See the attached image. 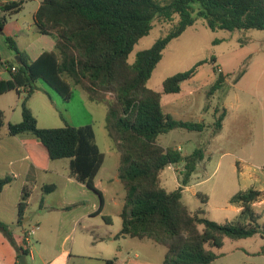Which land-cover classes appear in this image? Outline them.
Returning a JSON list of instances; mask_svg holds the SVG:
<instances>
[{
  "label": "trees",
  "instance_id": "obj_1",
  "mask_svg": "<svg viewBox=\"0 0 264 264\" xmlns=\"http://www.w3.org/2000/svg\"><path fill=\"white\" fill-rule=\"evenodd\" d=\"M24 0L0 3V30L9 17L24 10ZM179 21L169 33L149 49L129 60L134 47L153 30L154 21ZM199 19L211 30H261L264 32V0H43L36 15L35 26L40 35H50L56 50L44 52L32 61L22 52L13 37H5L9 49L20 57L7 62L10 78L0 80V96L9 92L23 95L22 121L9 124L11 136L31 134L47 150L52 161L70 159V174L100 198V207L93 216L102 215L104 193L96 186V177L105 162L98 146L93 125L42 128L29 106V101L43 80L65 101L81 87L87 99L107 108L106 130L119 153L118 179L126 195L121 212L122 229L116 238L150 239L166 248L161 264H213L218 255L213 249L224 247L226 238L238 241L253 236L264 237V224L254 203L264 193L251 188L240 191L230 202L242 208L237 222L217 223L206 218L205 210L192 213L182 196L199 163L205 158L201 148L183 156L175 147L164 148L161 136L176 130L202 132L204 122L184 121L165 111L164 94L182 91L183 82L191 80L203 60L190 71L179 72L164 81L163 93L148 87L153 71L161 63L170 43L182 36ZM211 64L216 63L212 58ZM13 68H16L13 71ZM218 72V68L215 67ZM215 72V73H216ZM246 71L235 79L237 83ZM227 75L217 74L209 95L220 91ZM214 135L222 130L227 110L215 112ZM0 111V131L6 125ZM183 164V179L178 189L168 191L162 186V173L172 165ZM14 182L13 176L0 178V192ZM56 185H46L45 194ZM19 204L20 222L29 206L30 192L25 188ZM201 196V194H199ZM203 203L207 200L202 198ZM107 224L111 218L103 215ZM0 230L16 245L12 227L0 221ZM19 257L29 255L17 247ZM105 264H155L137 258L105 261Z\"/></svg>",
  "mask_w": 264,
  "mask_h": 264
},
{
  "label": "rangeland",
  "instance_id": "obj_2",
  "mask_svg": "<svg viewBox=\"0 0 264 264\" xmlns=\"http://www.w3.org/2000/svg\"><path fill=\"white\" fill-rule=\"evenodd\" d=\"M24 1V10L12 19L13 22L19 21L27 27L32 26V34L23 37L29 46L35 39L34 14L40 0ZM178 21V16L172 22L161 19L154 21L153 30L134 47L129 60L136 61L138 53L149 49L160 38L166 36ZM205 22L204 19H199L194 26L188 28L182 36L167 46L163 60L153 71L148 87L163 93L164 81L167 78L179 72L190 71L197 63L207 61L200 66L191 80L183 82L182 93L164 94L162 101L167 111H171L176 105L189 103L193 117L184 120L199 121L200 113L203 112L210 123L216 120L214 111L218 109L222 112L226 100L234 104L233 115L228 119L224 133L225 136L233 138L215 141L211 145L205 162L200 165L193 182L184 191L183 202L193 212L199 209L205 210L206 218L217 223L237 222L241 213L232 206L230 198L240 191L251 188L264 189V32L256 29L213 31ZM40 46L37 45V50L41 49ZM212 58L216 59L215 64L210 63ZM215 67L218 68V72L215 71ZM221 68L223 74L228 76V80L220 91L211 96L209 92L216 82L217 74L222 72ZM243 70L246 72L235 83L236 77ZM46 85L40 82L38 88L49 87ZM48 90L53 98L59 100L58 107L50 108L45 113L35 107L39 116V126L60 128L67 125L75 127L93 125L97 132L98 145L107 153L104 167L96 180L97 187L104 193L105 205L102 215L93 216L96 212L93 204L95 201L100 202L98 195L86 187L82 188L76 181H74V190L67 189L65 183L60 182L59 191L51 193L49 197L45 196L47 203L53 204L56 208H60L64 200H66L65 204L73 202L70 210L57 212L68 220L64 228L65 234L57 243V250L60 252L57 262L61 264L72 254L70 264H105V261L114 258L131 259L136 256L144 263L161 264L167 250L155 241L131 237L115 238L122 229L121 212L126 191L117 178L120 160L109 154L110 149H113V142L106 128L101 126L107 117L106 106L90 102L84 89L79 86L73 88L72 98L65 102L58 98L54 90L51 88ZM190 96L193 99L191 103ZM238 98L239 102H237ZM173 100L176 101L175 105H171L170 108L169 101ZM0 111L4 112L6 117V126L0 133L2 138L6 133L8 121L15 123L21 120V103L17 93L9 92L0 96ZM170 111L169 113H172ZM193 134L194 132L176 129L161 136L160 143L164 148H168L174 146V140L177 138H181L182 141L190 139V142H182L181 145L184 152L188 150L192 153L202 147L201 140L194 139ZM249 141H253L252 145L249 144L250 146L244 150L239 149ZM240 156L247 160L239 159ZM182 174L183 172L176 171L180 185ZM162 186L168 191H173L176 187V179L170 168L163 171ZM201 193L207 196L206 203L200 198ZM44 194L42 191L34 194L26 217L31 218V221L27 224L32 225L37 222L38 214L43 213L44 209H41L40 205L43 204ZM256 208L260 212L257 214L259 221L264 224V208L260 205ZM103 215L111 218L110 224L104 221ZM263 243V239L256 235L238 241L227 238L223 249H213L219 258L214 264H264V253L260 256L251 254L262 248ZM34 244L38 250L37 263L40 264L38 256L42 248L39 244ZM63 250L67 252L66 255H63Z\"/></svg>",
  "mask_w": 264,
  "mask_h": 264
},
{
  "label": "crops",
  "instance_id": "obj_3",
  "mask_svg": "<svg viewBox=\"0 0 264 264\" xmlns=\"http://www.w3.org/2000/svg\"><path fill=\"white\" fill-rule=\"evenodd\" d=\"M6 1H12V0H3V2H6ZM42 2L43 0L38 1V6L34 14V25H35V15ZM14 16L15 15H13L12 17ZM12 17H9V20L7 24L5 25L4 29L2 31L0 30V72H1L0 80H7L10 78V73L7 68L8 67L7 62L12 60L13 58H16L15 54L12 53L8 45L5 43L6 42L5 37L15 38L19 49L22 52L26 53L32 61L38 59L44 52H51V51L56 50L55 39L50 35H40L37 32V29L35 31V35L33 36L35 38L34 41L31 42L30 43L31 45L28 46V44L25 43L26 41L24 40L23 37H25L28 34H32L33 32L32 26L27 27L25 25L20 24L19 21L13 22ZM37 45L38 46L41 45L40 46L41 49L37 50ZM222 73H224L223 69H222ZM227 80H228V76H227ZM40 82H43L44 85L46 84L43 80H40L38 83ZM48 88L50 87L43 86V89L38 88V90L33 94V96L31 97L29 101V106L31 110L33 111L34 115L37 117L36 119H38L39 116L36 113L35 107H38V109L43 113H45V111L48 112L50 108L56 109V107H58L59 100L57 98H53L52 95L49 94ZM182 92H183V87L180 93ZM180 93H177V94H180ZM55 94H57V92ZM57 95L60 100H63L65 102V100L59 94ZM23 96H24V93L21 96L18 95L19 103L22 102ZM191 100L193 99L192 98L190 99V103L192 102ZM169 102H170L169 106L171 108V105H175L174 103L176 101L173 100ZM237 102H239V98L237 99ZM163 106L165 108V111L169 113L170 110L167 111L165 103H163ZM233 106L234 104L228 100H226L223 103V109L225 108L227 110V116L225 118V121L223 122L222 130L217 135L213 134L214 130H213L212 125L214 122L210 123L209 121H207L206 116L203 112L200 113L199 121L184 120V119H188L187 117H193V113L191 111V107L189 106V103H187L186 105L182 104L181 106L176 105L175 108L171 110L172 113L170 114L178 120L204 122L208 126L206 130L202 132H194L193 134L194 139L201 140L202 147L200 148L204 150L205 158L199 163L197 167V171H195L194 174L192 175L189 185L193 182V178L195 177L194 175L196 172L199 171L200 165L205 162L207 158L206 156L208 153V149L211 147V145L215 143V141L233 138V137L225 136L224 134L226 132V124L228 122V119L231 118L233 115L232 113ZM16 112L17 111L15 110L14 113ZM215 112L216 110L214 111V118L216 119ZM237 116L238 118H240L239 114ZM21 117H22V109L20 113V118ZM4 118L6 121V117ZM21 121H22V118L21 120L20 119L17 120L15 123H19ZM10 123H12V121H8L7 130H6L5 135L2 138L0 137V178L6 177L8 175L13 176L14 182L6 186L3 189V191L0 192V221L12 227L13 239L16 245H13L12 243H10V240L0 230V264H20V257H19V252H18L17 247L23 246L22 242H24V236H25L26 231L29 229L30 226L33 227L35 225H39L40 230L34 236L35 238L33 239L32 250L30 254L26 257L27 264H38L37 255H36L38 250L36 248V244L34 243L39 244L40 247L42 248L41 250H39V256H38L40 260V264H60L57 262L60 256V252L57 250V246H58L57 243H59L61 236L65 234L64 228H65V224L68 223V220H66L64 216L58 215L57 212H61V210H70L73 207V202L71 201L69 202V204H65L66 200H64L60 208L58 207L56 208L53 204L47 203V197H49L51 193L44 194L43 188L46 185L54 184L57 187L52 193H55L60 190V185H61L60 182L65 183L66 188L70 190H74V181L79 183V185H81L82 188H85V186L82 185V183L78 182L74 177L71 176L70 169H69L70 159L52 161L51 159H49L48 153L45 147L42 144H40V142L36 139L35 136L31 134L11 136L9 133ZM38 123L40 125L39 119H38ZM101 126L106 128V122L102 124ZM96 139H97V132H96ZM174 141H175V144L174 146H171V147H175L181 150V152L183 153V156H187L191 154L190 151L188 150L184 152L183 145H181L182 142L183 143H186V141L190 142L191 141L190 139L182 141L181 138H177ZM97 143H98V140H97ZM252 143L253 141H249L247 145H244L243 147L241 146V148L239 149L244 150L248 148L250 145H252ZM102 152L104 153L105 159H106L107 153L104 151ZM109 154L113 157H118L120 160L119 153L115 151L114 149H110ZM239 159H242L244 161L247 160V158L243 156H240ZM60 162H63V163H60ZM237 164H238V167L240 168L241 167L240 162H238ZM169 168L172 170L175 176V179H176V187L174 189L176 190L179 188L178 186L180 185L178 183L176 171L179 170V173H181L185 171V169H184L183 164L172 165ZM97 177H96V180H97ZM54 179H57V180H54ZM189 185L185 189H187ZM96 186H97V183H96ZM25 188L27 189L28 192H30L31 196L28 201L29 206L27 210L25 211L24 216L22 217L23 219L20 222L19 204H20L21 197L23 194L22 192L24 191ZM39 191H42L44 194L43 204L42 206L40 205L41 209H44V210H43V213L38 214V218L36 220L37 222L30 225L27 223L31 221V218L29 217L26 218V217L29 211V207L32 205L33 196L35 193ZM259 191L264 193V189H259ZM183 196H184V193H183ZM183 196H182V200H183ZM206 197L207 196L201 193V196H200L201 199L204 198L205 200H207ZM258 205L264 208V197L261 198L258 202L254 203V210L256 214L260 213L256 208ZM232 206L236 207L240 213L242 212V208L238 206H234V205ZM99 207H100V202L95 201L93 204L94 211H97ZM191 212L195 213L196 211L195 212L191 211ZM259 224L263 225L261 224L260 221H259ZM257 236H260L264 241L263 236L261 235H257ZM67 238L68 236L65 238L64 243ZM243 240H246V239H243ZM225 246H226V240H225L224 247ZM224 247L220 249H223ZM261 247L262 248L258 249L256 253L254 252L251 254H255L256 256H260L261 254H263L264 253L263 251L264 243L261 245ZM66 253L67 252L63 250V255H66ZM72 256L73 255L71 254L70 256L71 259H72ZM70 257L69 259H64L61 264H70ZM134 258L139 259L138 256ZM118 259H126V258H118Z\"/></svg>",
  "mask_w": 264,
  "mask_h": 264
},
{
  "label": "built area",
  "instance_id": "obj_4",
  "mask_svg": "<svg viewBox=\"0 0 264 264\" xmlns=\"http://www.w3.org/2000/svg\"><path fill=\"white\" fill-rule=\"evenodd\" d=\"M3 0H0V3H2ZM16 68H13V71H15ZM1 74V72H0ZM40 230V226L39 225H35L33 227H31L30 229H28L25 233L24 236V242L23 243V249L27 250L30 254L31 250H32V246H33V239L34 236L37 234V232Z\"/></svg>",
  "mask_w": 264,
  "mask_h": 264
},
{
  "label": "water",
  "instance_id": "obj_5",
  "mask_svg": "<svg viewBox=\"0 0 264 264\" xmlns=\"http://www.w3.org/2000/svg\"><path fill=\"white\" fill-rule=\"evenodd\" d=\"M16 58H17L18 61H20V57L18 55L16 56ZM20 264H27L25 255H22L20 257Z\"/></svg>",
  "mask_w": 264,
  "mask_h": 264
}]
</instances>
